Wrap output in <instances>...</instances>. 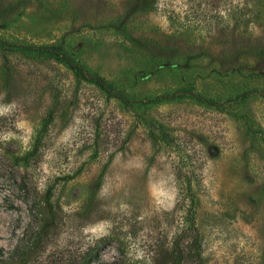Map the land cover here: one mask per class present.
I'll use <instances>...</instances> for the list:
<instances>
[{
	"label": "rangeland",
	"instance_id": "374dc122",
	"mask_svg": "<svg viewBox=\"0 0 264 264\" xmlns=\"http://www.w3.org/2000/svg\"><path fill=\"white\" fill-rule=\"evenodd\" d=\"M196 231L264 264V0H0V264H171Z\"/></svg>",
	"mask_w": 264,
	"mask_h": 264
},
{
	"label": "trees",
	"instance_id": "16d2710c",
	"mask_svg": "<svg viewBox=\"0 0 264 264\" xmlns=\"http://www.w3.org/2000/svg\"><path fill=\"white\" fill-rule=\"evenodd\" d=\"M19 53L36 60V61H54L60 65H63L67 70H69L74 77V84L81 85L82 83H87L94 85L104 91L108 96L117 98L123 103H129L124 96L116 93L113 86L106 81L101 75L91 72L83 64L75 60L70 54L63 51L60 47L55 45H13ZM12 46V47H13ZM182 95H163L158 96L152 99H149L144 102H133L137 104H143L145 106H150L163 101L171 102L181 98ZM195 100L201 103H206L211 106H215V103L208 101L200 95H191ZM230 102V101H229ZM132 103V102H131ZM54 110L49 111L47 122H50V119L53 118ZM40 146H37V143L34 144L33 148L29 150L23 158L28 164L36 162L40 157L39 149ZM51 194L52 190L48 189L46 194V205L49 213L52 214V205H51ZM202 240L199 235V232L196 231V235L187 249H181L176 243L175 248L171 252V264H205V258L202 251Z\"/></svg>",
	"mask_w": 264,
	"mask_h": 264
}]
</instances>
